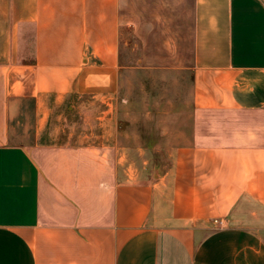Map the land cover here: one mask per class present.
Instances as JSON below:
<instances>
[{
    "label": "crops",
    "instance_id": "1",
    "mask_svg": "<svg viewBox=\"0 0 264 264\" xmlns=\"http://www.w3.org/2000/svg\"><path fill=\"white\" fill-rule=\"evenodd\" d=\"M129 2L0 0V264H264V0H188L184 139L40 143L53 106L113 104Z\"/></svg>",
    "mask_w": 264,
    "mask_h": 264
},
{
    "label": "rangeland",
    "instance_id": "2",
    "mask_svg": "<svg viewBox=\"0 0 264 264\" xmlns=\"http://www.w3.org/2000/svg\"><path fill=\"white\" fill-rule=\"evenodd\" d=\"M180 4L179 17L172 25L167 3L157 10L148 0H130V25L119 32L121 73L113 104L107 107L100 99L85 97L53 106L40 143L135 149L142 142L167 147L169 140L184 139L190 117L191 73L184 60L186 46H170L174 41L186 42L176 34L182 27L189 29V2ZM138 15L140 27L135 21Z\"/></svg>",
    "mask_w": 264,
    "mask_h": 264
},
{
    "label": "built area",
    "instance_id": "3",
    "mask_svg": "<svg viewBox=\"0 0 264 264\" xmlns=\"http://www.w3.org/2000/svg\"><path fill=\"white\" fill-rule=\"evenodd\" d=\"M214 223L219 225L220 227L223 226V221H221V220H214Z\"/></svg>",
    "mask_w": 264,
    "mask_h": 264
}]
</instances>
